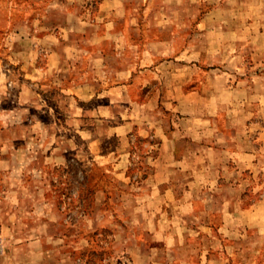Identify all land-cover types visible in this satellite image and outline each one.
I'll list each match as a JSON object with an SVG mask.
<instances>
[{"label": "rangeland", "instance_id": "1", "mask_svg": "<svg viewBox=\"0 0 264 264\" xmlns=\"http://www.w3.org/2000/svg\"><path fill=\"white\" fill-rule=\"evenodd\" d=\"M0 264H264V0H0Z\"/></svg>", "mask_w": 264, "mask_h": 264}, {"label": "crops", "instance_id": "2", "mask_svg": "<svg viewBox=\"0 0 264 264\" xmlns=\"http://www.w3.org/2000/svg\"><path fill=\"white\" fill-rule=\"evenodd\" d=\"M103 7H104L103 9H106L107 11H115V9L117 8L116 5H106Z\"/></svg>", "mask_w": 264, "mask_h": 264}]
</instances>
